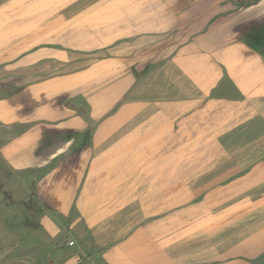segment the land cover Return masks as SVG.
Returning <instances> with one entry per match:
<instances>
[{"label": "crops", "instance_id": "obj_1", "mask_svg": "<svg viewBox=\"0 0 264 264\" xmlns=\"http://www.w3.org/2000/svg\"><path fill=\"white\" fill-rule=\"evenodd\" d=\"M91 1L36 52L83 65L29 74L0 99L12 131L0 154L34 191L54 256L264 264V47L246 33L264 35V0ZM189 128L213 130V146H259L258 164L229 156L220 174L219 150L188 154Z\"/></svg>", "mask_w": 264, "mask_h": 264}, {"label": "rangeland", "instance_id": "obj_2", "mask_svg": "<svg viewBox=\"0 0 264 264\" xmlns=\"http://www.w3.org/2000/svg\"><path fill=\"white\" fill-rule=\"evenodd\" d=\"M98 6V1L91 0H0V99L10 93L14 95L19 90V83L29 74L49 77L52 74L62 75L82 66L81 58L74 60L80 62L78 65H68L63 59L59 60V65L52 62L51 58L36 60L37 47L43 45L42 42L46 45L50 32L54 30L57 33L59 28L67 26V21L73 18L69 16L75 11L86 12ZM252 31L253 29L246 32L250 40L259 47H264V35L261 37L257 33H251ZM11 132L0 123V148L4 138H9ZM213 133L211 129L189 128L188 154L196 155L202 148L205 154L211 153V148L219 150L217 169L220 174L227 170L229 156L235 160L232 165H236L237 169L244 168L245 160L248 168L258 164L256 159L259 146H213ZM215 163L216 161L213 162ZM211 165L212 162L209 163V169ZM224 178H219L221 184L227 182ZM25 181L26 178H21L19 173L5 164L0 154V264H61L68 258L61 257L63 254L54 256L51 241L45 240V235H42V226L37 225L35 194L34 191L27 192ZM213 181L214 178H204V189ZM251 181L252 186L260 185L261 179L254 178ZM261 185H264V179ZM199 186L197 184L191 189ZM255 194L257 193L251 195L252 198ZM197 196L201 195L189 194L192 197L190 201L194 202ZM227 196L229 195H220L225 199ZM242 196L237 194L235 199ZM221 245L227 243L221 242Z\"/></svg>", "mask_w": 264, "mask_h": 264}, {"label": "built area", "instance_id": "obj_3", "mask_svg": "<svg viewBox=\"0 0 264 264\" xmlns=\"http://www.w3.org/2000/svg\"><path fill=\"white\" fill-rule=\"evenodd\" d=\"M68 245H70V246L73 245V242L72 241H69L68 242Z\"/></svg>", "mask_w": 264, "mask_h": 264}]
</instances>
